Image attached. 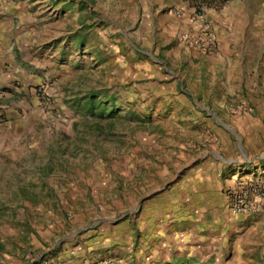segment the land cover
<instances>
[{"label":"rangeland","instance_id":"obj_1","mask_svg":"<svg viewBox=\"0 0 264 264\" xmlns=\"http://www.w3.org/2000/svg\"><path fill=\"white\" fill-rule=\"evenodd\" d=\"M179 2L204 9L9 2L17 72L0 95L13 136L0 150V264H264V217L231 219L211 169L212 151L264 157V35L233 74L251 102L202 105L196 61L176 46ZM205 107L217 121L191 119Z\"/></svg>","mask_w":264,"mask_h":264},{"label":"crops","instance_id":"obj_2","mask_svg":"<svg viewBox=\"0 0 264 264\" xmlns=\"http://www.w3.org/2000/svg\"><path fill=\"white\" fill-rule=\"evenodd\" d=\"M10 1L11 0H0V90L2 91L6 90L9 87L8 84L14 81V77L10 74L11 72L15 73L17 70V62L13 60V56L15 55L14 44H12L10 38V31L12 28L10 25L12 23L11 14H13V10L8 8L10 6ZM210 4V6L204 5V11L206 12L207 18L212 22L218 42V53L215 56H207L194 50H186L180 46L178 43V36L191 27L193 15L192 9L188 8L187 10L182 2L176 5L174 4V9L176 11L172 14L173 17L178 19L175 21V24L183 28L176 37V46L181 52L188 55V61L191 64H194L193 61H196L195 66L197 68L196 77L198 83L203 86L207 92L206 98L199 99L202 105L225 104L233 107L234 103H250V98H245L243 96L239 97L235 94L239 90L243 92V87L240 83L238 86L233 85V74L243 78V75L247 71L245 66L251 60L249 59L252 48L251 42H254L258 38L261 46L262 37L264 35V0H212ZM262 29L263 32H261ZM21 48H23V46L19 47V49ZM18 73L19 79L22 80L23 85H29L28 83L32 81L29 72L27 73L22 67H19ZM262 85L264 86V84ZM243 93L248 96L246 92ZM5 94L4 91V93L1 92L0 95ZM232 96L239 98V100L230 99ZM261 101L264 102V99ZM261 101L256 100L257 103ZM197 104V99H191V101L187 103V105L193 106H198ZM258 107H260V105ZM202 111L204 112L203 117L195 113L198 115L197 118L192 116L191 119L200 122L209 121L211 119L217 121V115L214 113L210 114L208 112V107L203 108ZM245 116L248 115L245 114L244 117ZM4 123L3 118L0 116V150L7 145L6 142L13 139L12 134L5 131ZM222 126L234 134L227 126ZM240 132L243 136L244 132ZM245 133L248 134L249 131L246 130ZM212 152V160L218 161L215 162V165L213 163L211 167L212 180L215 181L214 188L218 190L220 200L224 204L225 210L230 218L240 217L252 219L258 216L264 217V200L261 211L237 216L230 214L227 209L226 200V190L232 183V176H237L240 180L264 182V157L258 158L257 162L250 159L251 151L247 145L244 146V152H240V160L229 157L231 159L225 161L222 160L215 151ZM207 154L208 152H205L203 156L205 157ZM201 172H203V170H201ZM203 178L207 181V186H210L211 182H214L208 175H200L199 181H194V183H199L197 185L201 187L204 186V184H202ZM211 189L213 188L211 187Z\"/></svg>","mask_w":264,"mask_h":264},{"label":"built area","instance_id":"obj_3","mask_svg":"<svg viewBox=\"0 0 264 264\" xmlns=\"http://www.w3.org/2000/svg\"><path fill=\"white\" fill-rule=\"evenodd\" d=\"M178 43L186 50H194L207 56L218 53V42L212 22L207 18L203 6L193 12L191 27L179 34ZM226 190L227 209L237 216L261 211L264 200V182L240 180L232 176Z\"/></svg>","mask_w":264,"mask_h":264},{"label":"trees","instance_id":"obj_4","mask_svg":"<svg viewBox=\"0 0 264 264\" xmlns=\"http://www.w3.org/2000/svg\"><path fill=\"white\" fill-rule=\"evenodd\" d=\"M199 1H200L201 5H202V4H203V5H207V6H208V5H209V6L211 5V4L209 3L210 0H199ZM94 105H95V104H91V110L94 109V107H95ZM113 114H114V111H110L108 115H109V117H112Z\"/></svg>","mask_w":264,"mask_h":264}]
</instances>
